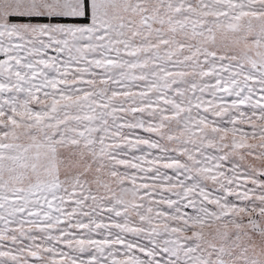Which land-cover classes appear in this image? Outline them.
Returning a JSON list of instances; mask_svg holds the SVG:
<instances>
[{
	"label": "snow or ice",
	"instance_id": "obj_1",
	"mask_svg": "<svg viewBox=\"0 0 264 264\" xmlns=\"http://www.w3.org/2000/svg\"><path fill=\"white\" fill-rule=\"evenodd\" d=\"M0 264H264V0H0Z\"/></svg>",
	"mask_w": 264,
	"mask_h": 264
}]
</instances>
